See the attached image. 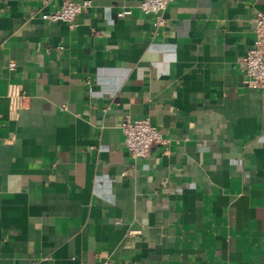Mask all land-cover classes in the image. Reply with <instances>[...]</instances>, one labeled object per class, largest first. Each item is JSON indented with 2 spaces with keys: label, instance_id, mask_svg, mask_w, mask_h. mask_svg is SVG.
Instances as JSON below:
<instances>
[{
  "label": "crops",
  "instance_id": "0c3cea01",
  "mask_svg": "<svg viewBox=\"0 0 264 264\" xmlns=\"http://www.w3.org/2000/svg\"><path fill=\"white\" fill-rule=\"evenodd\" d=\"M65 1L74 27L41 18ZM141 1L0 0V264H264V0H172L164 26ZM143 118L164 144L132 157Z\"/></svg>",
  "mask_w": 264,
  "mask_h": 264
},
{
  "label": "built area",
  "instance_id": "2783aa9c",
  "mask_svg": "<svg viewBox=\"0 0 264 264\" xmlns=\"http://www.w3.org/2000/svg\"><path fill=\"white\" fill-rule=\"evenodd\" d=\"M172 0H142L139 4L140 10L147 15L155 16V25L164 26L166 20L163 12ZM89 6L87 1L83 3L65 1L60 8L53 13H43L41 18L50 21H61L70 27L75 26L78 15ZM130 10H123L118 13V17L129 15ZM255 39L252 47L242 58L243 64V84L253 89L264 87V14L257 13L255 18ZM10 69H14L15 64H10ZM124 135V142L132 157H147L154 145L164 144L161 132L150 121L143 118L131 121L125 119L121 125ZM90 264V263H85ZM92 264V263H91Z\"/></svg>",
  "mask_w": 264,
  "mask_h": 264
}]
</instances>
